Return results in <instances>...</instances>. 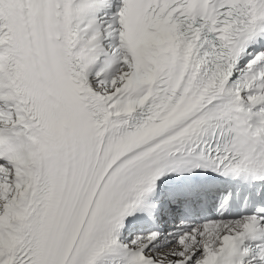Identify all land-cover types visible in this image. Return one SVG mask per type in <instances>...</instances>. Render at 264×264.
I'll use <instances>...</instances> for the list:
<instances>
[{
  "label": "snow or ice",
  "instance_id": "obj_1",
  "mask_svg": "<svg viewBox=\"0 0 264 264\" xmlns=\"http://www.w3.org/2000/svg\"><path fill=\"white\" fill-rule=\"evenodd\" d=\"M0 264H264V0H0Z\"/></svg>",
  "mask_w": 264,
  "mask_h": 264
}]
</instances>
